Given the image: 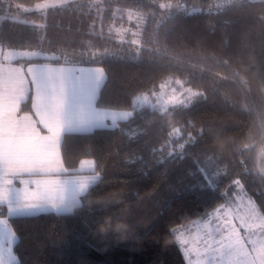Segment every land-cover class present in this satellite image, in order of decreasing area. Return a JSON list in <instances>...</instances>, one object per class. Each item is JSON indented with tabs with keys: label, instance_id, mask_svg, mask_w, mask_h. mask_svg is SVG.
<instances>
[{
	"label": "trees",
	"instance_id": "16d2710c",
	"mask_svg": "<svg viewBox=\"0 0 264 264\" xmlns=\"http://www.w3.org/2000/svg\"><path fill=\"white\" fill-rule=\"evenodd\" d=\"M40 1L0 0V48L46 54L16 63L101 67L95 105L129 116L63 134L68 173L91 159L99 175L75 210L9 216L0 205L17 264H188L183 239L223 222L239 201H253L264 218V0H74L22 10ZM167 2L199 11L159 20ZM175 94L163 109L134 104L146 95L162 107ZM18 111L32 113L31 92ZM106 217L129 225L126 238L96 231Z\"/></svg>",
	"mask_w": 264,
	"mask_h": 264
},
{
	"label": "crops",
	"instance_id": "0c3cea01",
	"mask_svg": "<svg viewBox=\"0 0 264 264\" xmlns=\"http://www.w3.org/2000/svg\"><path fill=\"white\" fill-rule=\"evenodd\" d=\"M16 60L0 59V192L16 194L23 188L29 201L36 193H28L34 192L42 179L61 178L69 186L70 181L82 186L73 193L80 200L98 176L93 162H86V170L68 173L60 153L63 134L110 127L128 117L129 112L95 105L104 78L100 72L86 70L94 68L47 62L25 64ZM29 92L32 113H20L19 105ZM84 161L88 160L79 166ZM88 175L90 179L85 178ZM25 179L29 181L24 182ZM66 197H71L70 191Z\"/></svg>",
	"mask_w": 264,
	"mask_h": 264
},
{
	"label": "rangeland",
	"instance_id": "374dc122",
	"mask_svg": "<svg viewBox=\"0 0 264 264\" xmlns=\"http://www.w3.org/2000/svg\"><path fill=\"white\" fill-rule=\"evenodd\" d=\"M73 1L42 0L35 3L32 7H23L22 10L44 11L49 7L65 5ZM78 1L90 7H96L100 2V0ZM238 1L240 0H217L216 5L218 7L227 6ZM158 8L161 11L159 20L175 11H182L181 13L199 11L198 8H186L184 4L177 2L159 3ZM132 19L134 20L135 18ZM38 56H46V54L36 50H10L0 48L1 60H16ZM83 68H94L86 70H88L87 72H100L104 78L101 67L83 66ZM88 74H93L91 78L95 77L94 73ZM177 97L178 95L175 94L174 96L158 101L157 104H161L162 106L158 107L153 105L154 100L152 98L141 95L135 98L134 104L136 106L149 105L163 109L166 104L174 102ZM86 160L88 161H84L75 171L86 170V162H93L91 159ZM97 176L99 178L98 174ZM85 178L90 179V175ZM23 181L26 182L29 179ZM80 189H82V186L78 187L76 184H72L71 181L69 186L68 181H65V179L47 177L46 179H42L41 184L36 185L34 192L28 193L29 195L36 193L33 196L34 199L29 198L30 200L28 201L27 194H25L27 192H23L26 189L21 188L16 194L0 192V204L6 205L7 215L9 216L37 214L50 210L67 211L70 205L79 203V196H74L73 193L76 190L80 191ZM61 191H67V193L70 191L71 197L67 198V193L63 194ZM249 202L239 201L237 205L228 208L224 212L226 219L223 222L221 221L219 224H208L206 222L199 226L192 235L183 239L180 247L183 250L188 264H264V218L258 213L254 202L251 200ZM16 239V235L6 218L0 216V264H17L18 259L13 251V245Z\"/></svg>",
	"mask_w": 264,
	"mask_h": 264
},
{
	"label": "clouds",
	"instance_id": "9594fccd",
	"mask_svg": "<svg viewBox=\"0 0 264 264\" xmlns=\"http://www.w3.org/2000/svg\"><path fill=\"white\" fill-rule=\"evenodd\" d=\"M262 158H264V150H261L257 153V160H260ZM258 170L264 172V164L258 165ZM76 207V204L70 205L69 210H75ZM96 231L100 235H105L109 231H112L113 233L119 234L121 239H124L126 238V234L129 231V225L123 221L113 222L110 217H106L97 224Z\"/></svg>",
	"mask_w": 264,
	"mask_h": 264
}]
</instances>
